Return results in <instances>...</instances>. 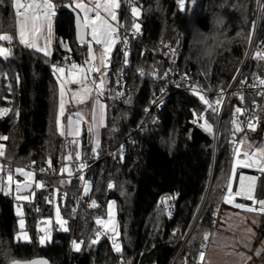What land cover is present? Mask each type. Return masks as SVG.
Returning <instances> with one entry per match:
<instances>
[{"label": "trees", "instance_id": "16d2710c", "mask_svg": "<svg viewBox=\"0 0 264 264\" xmlns=\"http://www.w3.org/2000/svg\"><path fill=\"white\" fill-rule=\"evenodd\" d=\"M66 2L70 1L55 0L57 8ZM133 6L140 10L141 37L130 40L128 63L123 66V46L117 43L113 49L107 91L103 96L106 119L100 133L98 160L86 175L91 184L86 198L91 203L102 204V214L107 203L115 201L121 253L114 251L112 241L103 239L88 246L94 228L84 210L80 211L73 227L70 208L72 195L80 193L82 188L79 175L62 189L58 188L57 178L36 176L47 185L35 190L32 203L17 202L13 195L0 193V264H6L5 250H10L20 261L44 257L50 264H185L186 259L193 264L204 231H212L222 202L224 189L220 186L227 182L232 163L229 147L232 110L235 105L251 108V102L264 106L263 97L244 96L243 104L233 94L227 99L220 117L212 177L213 132L218 116L206 112L207 106L193 92L176 85L178 79L177 76L173 79L171 69L195 79L213 102L217 93L228 89L239 71L235 86L240 85L241 80L254 78L253 74L263 76L264 61L254 60V54L246 59V54L251 43L249 36L254 46L264 42V0H196L195 4L185 0L183 10L178 0H134ZM130 10L131 6L123 2L117 23L133 27ZM213 15L226 17L222 30L225 43L216 49L213 58L195 59L191 49L192 26L208 30L209 16ZM0 34L14 37L12 55L4 60L0 57V108L10 110L0 116V137L9 138L0 140V144L5 145L6 159L21 166L35 161L34 167L44 168L51 158L54 169L50 170L51 174L58 176L65 139L58 133L55 122L58 86L52 65L72 62L82 65L86 45L75 42L73 16L64 10H57L53 21L51 57L21 45L13 0L0 3ZM0 43L9 46L7 42ZM65 57L70 59L65 60ZM120 69H123L129 91L126 101H118L113 95ZM141 70L145 73L143 76ZM153 72L155 75L151 74ZM160 94L163 100L155 104ZM194 111L213 124L212 133L200 126L203 120L193 123L197 120ZM255 111L261 119L255 131L245 133L251 141L264 137V110L255 107ZM87 136L84 128L80 136L81 160L87 155ZM121 140L123 154L105 156L106 149ZM109 183L113 188L109 189ZM56 188L61 215L68 220L70 230L63 232L53 225L51 242L42 245L36 224L41 218L53 215V204L46 202L45 197L53 196ZM64 190L68 193L62 202L60 192ZM170 193L178 195V199L174 214L168 219L158 200L161 195ZM18 203L24 209L28 242L16 238ZM197 215L178 252L185 232ZM260 223L264 232V216ZM193 236L195 240L191 239ZM73 240L86 242L81 245V251L73 250ZM260 258L264 261V253Z\"/></svg>", "mask_w": 264, "mask_h": 264}, {"label": "snow or ice", "instance_id": "6c2138e0", "mask_svg": "<svg viewBox=\"0 0 264 264\" xmlns=\"http://www.w3.org/2000/svg\"><path fill=\"white\" fill-rule=\"evenodd\" d=\"M125 0H88L85 3V0H70L69 5L65 7H71L74 12H77L76 17V26H77V39L80 41L81 46H87V57L84 61V65H78L75 62H72L70 65L60 66L59 64H53V74L57 75V81L59 84V111L56 116V126L57 130L61 135H67L74 137L72 143L77 144L78 141L75 139L80 136V127L79 124L83 120L82 114L78 111L75 113L77 119L73 121L72 115L69 114L67 119V131L65 133L64 126L61 124V117L64 116L65 106L68 101L65 99L66 96L71 93L72 102L83 104L89 99L92 100L94 105L92 114H93V123L89 127L88 131L94 136L95 142L92 147V153L96 154L100 142L97 136V130L99 127L104 126V117L106 105L101 102V97L105 95L108 82V69L111 64V55L114 49V46L117 44L119 39L118 29L123 27V24L117 23L118 21V10L121 9L122 3ZM128 4L131 6L134 3V0H127ZM193 4L196 3V0H192ZM0 3H3V0H0ZM178 4L183 10L185 8V0H178ZM13 6L16 9L17 16V25H18V39L21 45L26 46L30 49H35L37 52H42L44 57H51L53 55L52 51V28H53V18L57 14V6L55 0H29L28 3H21L20 0H13ZM82 14V17H81ZM131 15L135 17L140 16V10L131 6ZM47 28L49 38L46 40L45 46L41 48L37 40L40 36L43 35V30ZM134 34L140 32V25L138 23H133ZM90 37V40H86L84 37ZM14 37L8 34H0V42H7L8 47H5L0 43V57L8 59L12 55V41ZM249 42H251V36H249ZM63 43V42H61ZM123 43L127 47L128 39L124 38ZM94 45L100 46V54L96 55L94 50ZM262 47H264V42H262ZM172 55H175V50H172ZM129 53L127 50L124 52L125 64L128 63ZM254 60L264 61V52L257 51L252 57ZM65 60L70 59V57H65ZM145 73L141 70L140 75L143 76ZM155 75V73H151ZM168 73H165L167 76ZM253 82L248 84L247 81L241 80L242 85H246L253 89H257L255 92L256 95L264 97V91L258 89H264V78H261L260 75L253 74ZM185 76L182 79H187ZM235 79V78H234ZM77 84V91H72L68 88L69 84ZM119 84V81H117ZM231 87V86H230ZM193 95L199 97V100L206 105L205 111H210L213 115H219L221 108L220 106L224 103L225 93L223 90L217 95L214 102L211 101L206 95L201 94L203 89H198L197 86H192ZM94 94V95H93ZM233 95H238L239 100L243 104L245 102L243 93H232ZM124 93L116 92V96H123ZM255 105V102H254ZM261 107L264 110V106ZM10 110L9 109H0V115H6ZM18 115V113H17ZM194 116L197 117V120H194L193 123H197L198 120H203L204 123L200 126L204 131L208 133L213 132V124L205 119L203 114H198L194 111ZM238 116L246 117L245 120H239ZM261 118L257 116L255 107L251 112L245 107H235L233 112V118L231 120L233 133L232 138L229 143L232 147V163L230 173L228 175L227 182L220 187L226 189L222 192L221 200L225 205H231L235 209H242L245 212L256 213L257 215L264 214V199H258L254 193L256 192V177H246L244 175H239L238 177V186L233 188V180L237 178V169L238 168H255L260 173L264 174V143L257 144L254 141H251V138L246 134L237 140L236 133H241L243 131L244 125L246 124L247 128L251 131H255L257 123ZM8 137H0V140H8ZM122 151V148H121ZM0 158H7L5 145L0 144ZM75 160H81L80 151L75 152ZM63 160H72L73 156L70 153L68 156L62 157ZM35 161H32L31 164L25 165L23 167H16L14 170L11 166H5L0 163V192H3L5 195L13 194V185L14 188V198L17 202H28L32 203L33 197L35 196V189H43L46 187L47 182L43 180L36 179V172L34 169ZM88 167L85 162H80L77 165H73L72 168L63 166L60 169V173H67L68 177L73 176V172L82 173L83 170ZM49 170H54L51 162V158L48 160V169L41 167L39 172L41 174H47ZM4 175L7 179L4 180ZM23 177V180H19L16 177ZM79 180L83 182L84 194L87 195L91 189V184L85 180V177L81 174L78 176ZM64 182L61 181V184ZM109 189L113 188V184L109 183ZM55 191H59L56 189ZM260 192L264 195V182L260 185ZM237 197L242 198L245 201H250L251 204L239 203L237 202ZM175 197H167L161 200V203L164 204L165 210H169V201ZM55 197L48 196L45 197V201L48 203H53ZM115 201L108 202V211L107 216L108 220L97 217L96 224L99 226L98 229L94 230L93 237L89 238L87 242L88 246L91 247L98 243L102 235H108V238L112 241L113 249L116 253H121V245L117 242V237L119 232L117 231V225L114 219V209ZM90 207H98L96 201H92ZM39 211V209H36ZM219 211V209H217ZM73 214H75L76 209L73 208ZM16 216L19 217L18 224L20 231L17 233V240L29 241L30 237L28 232L25 231V219H24V209L23 206L18 203L16 206ZM169 215L171 212L169 211ZM215 215V213H214ZM236 215H239L238 213ZM45 226L40 227L38 222V231L43 233L39 236L40 244H45L51 242L52 239V224L51 219H45L42 222ZM55 224L59 225V230L63 232H68L70 229L68 227V220L64 219L61 215V207L55 206ZM246 235L242 237L239 243H242L244 247H250V235H254L251 229L245 230ZM111 233V235H109ZM215 235V234H211ZM210 233L204 231L203 240L208 241ZM195 240L196 237L191 238ZM84 240L77 242L76 240L72 241V248L74 251H81V245L85 244ZM191 243V241H189ZM203 248L204 245L202 244ZM264 253V248L257 249L256 255L261 256ZM239 257L242 264H247L251 260V257L246 256L243 252L235 253ZM205 262V252L199 251L194 264H203ZM33 264H47L46 261L33 262ZM185 264H189L187 259Z\"/></svg>", "mask_w": 264, "mask_h": 264}, {"label": "rangeland", "instance_id": "374dc122", "mask_svg": "<svg viewBox=\"0 0 264 264\" xmlns=\"http://www.w3.org/2000/svg\"><path fill=\"white\" fill-rule=\"evenodd\" d=\"M87 2H88V0H85V3H87ZM93 4H94V0H93ZM78 11L79 10H77V12ZM130 13H131V10H130ZM81 17H82V14H81ZM139 17H135V18L133 17V23L135 22V23L139 24ZM54 18H53V21H54ZM17 38H18V25H17ZM48 38H49L48 31H47V28H45L43 30V35L40 36L39 39L37 40L38 45L41 48H43L45 46L46 40ZM51 40H52V44H53V40H54L53 28H52ZM88 40H90V37H88ZM66 48L67 47L64 46V49H66ZM94 50H95L96 55L99 56L100 51H101L100 46L94 45ZM39 53L43 54L42 52H39ZM86 57H87V46H86L85 59H86ZM59 65L60 66H66V64H59ZM52 73H53V69H52ZM53 76H54V74H53ZM70 85H72L70 87H75L76 86V88H78L77 84L73 83V84H70ZM70 89L72 90V88H70ZM59 99L60 98H58V106H59ZM65 99L68 101V103H66V106H65L64 116L61 117V124L64 126L65 133L67 131V119H68L69 114L72 115V119H73V121H75L77 119V117L75 116V113L79 111L82 114V116H83V120H81V122L79 124L80 136L82 134V130L85 128L86 132L88 133L87 138L89 140V147H88V150H89L90 147L94 146V142H95V138H96L88 131L89 127L93 123L92 110H93L94 105L92 103V100L89 99L88 101H86L83 104H78V103L72 102L70 96H66ZM100 99H101V102L105 104V102L103 100V96ZM0 109H9V108L2 107ZM58 111H59V107H58ZM105 119H106V109H105L104 125H105ZM101 129H102V127H99L98 130H97V136H98L99 142H100ZM248 132L250 133L251 130H249ZM58 133L60 134L59 131H58ZM62 136L65 139L64 147H63V157L68 156L71 153L72 156H73V159L72 160H63L62 159V163L60 164V167H59L58 176L56 174H52V178H50V180L51 179L54 180V177L57 178V180L59 182V186H60V187H58L59 189H62V187L66 186V185L69 186V181H67L68 180L67 178H69V177H68L67 173H63V174L60 173L61 167L67 166V167L71 168V163L72 162L77 164V166H78L80 161L82 162L84 160L83 159V160L77 161L74 158L76 151H80V153H81V139H80V136L75 138L78 141V146H77V144H73L72 143L74 137L67 136L66 134L62 135ZM254 142L257 143V144L264 143V137L261 136V140L254 141ZM88 150H87V152H88ZM248 169L257 170L255 168H248ZM213 172H214V165L212 166V177L214 175ZM74 173H75V171L73 172V174ZM3 178L6 181V179H7L6 175H4ZM16 178L19 179V180H23V177L17 176ZM61 181H63L64 183L61 184ZM14 188H15V185H13V194H9V195H13V197L15 195ZM35 190H37V189L34 188V191ZM64 191L68 192V190H64ZM83 191H84V188H83ZM0 193L2 195H5L3 192H0ZM56 194H57V191H55V193L53 195L55 198H56ZM109 202H111V201H109ZM52 204H54L53 205V215L50 218L49 217L41 218L38 221L39 222V226L40 227H44L45 225L42 223L43 220L51 219L53 221L52 227H53V225H55L57 230H59V225L55 224V206H58V205H57L56 201H53ZM103 208H104V206H103ZM218 209H219L218 216L215 218L214 227H213L212 231L210 232L207 254L210 253L209 252L210 251V247H213L214 250L212 251V257L215 256L216 258H218V257H220V255H222V252H224V253L230 255L231 257L236 258L235 262L230 263V264H237L236 261H238L240 264H242V262L240 261L239 257L236 256L235 253L243 252L246 256L251 257V260L249 262H247V264H259L260 261L262 260L260 257H262L263 253H262L261 256H257L256 255V250L264 248V232H261L263 229H262V226H261V223H260V217H259L260 215H257L256 213L245 212L242 209H235L231 205L223 204V202H221V205H220V207ZM107 211H108V203H107L106 208H105V214H102L104 212V209H103V211L101 213V217L105 221L108 220ZM113 212H114V219H115V222H116V225H117L116 206H114ZM15 213H16V207H15ZM237 213L239 215H236ZM220 217L221 218L225 217V220H227L226 217H228V218H230V220L229 221L227 220L224 224H221L222 222H220ZM18 220H19V217L17 219V226H18V232H19L20 229H19ZM38 222L36 224V230L37 231H38ZM192 227H193V225L190 224V226L188 228V231L185 232V234H184V236L182 238V241L180 243L181 247L179 248L178 252L183 248V245L185 243V239L189 236ZM246 229H251L252 233H254V235L247 234V235L250 236V247H244V245L242 243H239V241L242 239V237L244 235H246V232H245ZM25 231H27L26 227H25ZM39 233H41V232H39ZM41 234L43 235V233H41ZM211 234H215V235L213 236ZM28 235H29V233H28ZM16 237H17V235H16ZM20 241L28 242V241H23V240H20ZM205 261H206V257H205ZM232 261H234V259ZM204 264H205V262H204ZM263 264H264V262H263Z\"/></svg>", "mask_w": 264, "mask_h": 264}, {"label": "built area", "instance_id": "2783aa9c", "mask_svg": "<svg viewBox=\"0 0 264 264\" xmlns=\"http://www.w3.org/2000/svg\"><path fill=\"white\" fill-rule=\"evenodd\" d=\"M21 2L22 3H28L29 0H21ZM124 3L126 5H129L128 2H127V0H125ZM133 4L131 6H133ZM119 24H123L124 25L123 27H120L118 29L119 39L117 41V43H120L123 46V58L121 60V65L123 66V65H125L124 52H125V50L128 51L130 40L131 39H138V38H140L141 37V31L139 33H136L135 35H133L134 34L133 27H128L124 22H120ZM125 37H127V39H128L127 47H125V45L123 43V40H124ZM257 51L264 52V47H262V45L254 46V40L252 39V41H251V43L249 45L248 51H247L246 59H248L251 54H254L255 55V53ZM263 67H264V64H263ZM239 73H240V71H239ZM239 73L236 76V78L234 79V81L231 83V85H230L231 87L229 86L228 89L224 92L225 93L224 103L220 106L221 111H220V114L218 115V119H217V122L215 124L214 132H213V161H212V166L214 165V161H215V157H216V152H217V142H218V138H219L220 117H221V115L223 113L224 106L226 104L227 99L229 98V96L232 93H238V94L239 93H243L244 96H246V97H251L252 95L258 96V95L255 94V92L257 91V89H253L251 87H248V86L242 85V84H240L238 86H235L236 81L238 80V77H239ZM171 76L173 77V79H174V76H177V79L178 80H176V85L181 86L182 89H185L187 91H191L192 92V86H194V85L197 86L198 89H202L199 86L198 82L195 79H191L189 77L187 79H182L186 75L179 74L177 69H171ZM261 78H264V74H263V76H261ZM253 79L254 78H251L250 80H247V83L248 84H251L253 82ZM117 81H119V84L117 83ZM258 90L264 91V89H258ZM116 92H122V93H124V95L123 96H120V97H117L116 96ZM201 94L206 95V92L203 90V92ZM218 94L219 93H217V95ZM113 95H114V97L118 101H126V100L129 99V91H128V88H127L126 81H125V79L123 77V69H120L117 72L116 82H115L114 87H113ZM162 96H163L162 94H160V95L157 96V99L155 100V104H157L158 102H161L163 100V97ZM236 96L238 97V95H236ZM250 105L252 107L251 108H247L249 110V112H251L253 110V108L256 107V103L254 105V103L251 102ZM237 106L238 107H241V108H244L243 106H240V105H235L234 108L237 107ZM234 108L232 110V118H233ZM0 116H3V115H0ZM237 118L239 120H245L246 119V117H244V116H238ZM257 125H258V123H257ZM248 130L249 129L247 128V126L245 124L244 125V128H243V131L241 133H236L235 134L237 140L240 139L242 136H244L245 133ZM232 133H233V128H232V124H231L229 141L232 138ZM123 143H124L123 140H121L114 147L107 148L106 149L107 151L105 153V156H119V155H121V153L123 154ZM229 147L231 149L230 156L232 158V147L230 146V143H229ZM121 148H122V151H121ZM97 160H98L97 153L96 154H93L92 153V147H90V149L87 152V155L84 157V160L82 161V162H85L88 165V167H86L83 170L82 173H76L75 172L71 178H73L74 176H77V175H81L82 174L85 177V180H87V178H86L87 172L97 162ZM0 162L2 164H4L5 166H9L10 165L13 170L16 167H23L21 165H18L15 162L9 160V159H5V158H0ZM73 165H77V164H75V163L72 162L71 163V168L73 167ZM44 168L45 169H48V166H46ZM34 169H35V172H36V176L43 177L44 179H50V178H52V174H51V171L50 170L47 172V174H41L39 172V169L40 168L34 167ZM239 175H244L246 177H256L257 178V184H256L257 190L254 193V195L258 199H264V195H262L261 192H260V185H261L262 182H264V174L260 173L257 170H252V169H248V168H238L237 169V178L233 180V188H234V190L238 186V177H239ZM71 178H67L68 179L67 181H69ZM81 186H82V188H81L80 193L73 194L72 195V197H73V204H72V206L70 208V214H71V218L73 220V227L75 226V223H76V221H77V219L79 217L80 211L81 210H84L85 212L88 213V215L90 217V220L92 222L93 228H94V230H96V229L99 228V226L96 224V219H97V217L102 218L101 217V213H102V211H103L104 208H103V206L101 204H97L98 207H96V208L90 207L91 202L87 200L86 195L84 194V191H83V182H81ZM55 190H54V193H55ZM225 190L226 189H224L223 191H225ZM67 193L68 192H66V191H61L60 192V195L62 197L64 195H66ZM169 196L175 197V198L172 199L171 201H169V210H165V206H164V204L161 203V200L162 199H165V198H167ZM54 201H55V199H54ZM175 201H176V194H174V193L163 194V195H161L159 197L158 202L162 205L163 210L165 212V215H166V217L168 219L169 218H172V216L174 214ZM237 202H239V203H246V204H249V205L251 204L250 201H245V200H243L240 197H237ZM73 208L76 209L75 214H73V212H72ZM169 211L171 212V215H169ZM217 216H218V211L216 212V217ZM40 235H42V234L40 233ZM93 235H94V233H93ZM109 235H111V233H109ZM100 239L107 240V241H111L108 238V235H102ZM208 242H209V240L208 241H204L203 239L200 241L199 246H198V250L196 252V255L193 258V264H194V261L196 260V258L198 256L199 251H204L205 252V257H206L207 249H208ZM202 244L204 245L203 248L201 247ZM203 264H204V262H203Z\"/></svg>", "mask_w": 264, "mask_h": 264}, {"label": "clouds", "instance_id": "9594fccd", "mask_svg": "<svg viewBox=\"0 0 264 264\" xmlns=\"http://www.w3.org/2000/svg\"><path fill=\"white\" fill-rule=\"evenodd\" d=\"M227 20L222 16H209L208 30L201 29L199 26H192V40L191 49L195 54V59L209 60L216 54V49L222 46L225 41L222 39L224 36V26ZM6 264H20L17 258L12 255L10 250H5Z\"/></svg>", "mask_w": 264, "mask_h": 264}, {"label": "crops", "instance_id": "0c3cea01", "mask_svg": "<svg viewBox=\"0 0 264 264\" xmlns=\"http://www.w3.org/2000/svg\"><path fill=\"white\" fill-rule=\"evenodd\" d=\"M20 2H21V0H20ZM22 3V2H21ZM67 65V64H66ZM68 65H70V64H68ZM82 65H84V63L82 64ZM54 77H55V79H56V82H57V86H58V98H60L59 97V84H58V81H57V75H54ZM70 86H72V85H68V88H72V91L74 92V91H77V89L78 88H76V86L75 87H70ZM67 96H70L71 97V93H69ZM73 104V103H72ZM262 104L264 105V97H263V99H262ZM253 170V169H252ZM57 195L58 194H56V203H57V205L59 206V204H58V198H57ZM62 198V202H64L63 201V196L61 197ZM261 216H264V214H260V220H261ZM226 219L229 221L230 220V218H228V217H226ZM227 220H225V217H220V222H222L221 224H224ZM214 250V248L213 247H210V253H208V254H206V261H205V264H230V263H233V262H235V259L236 258H234V257H231L230 255H228V254H226V253H224V252H222V255H220V257H218V258H216L215 256H213L212 257V251ZM234 259V261H232ZM261 260V259H260ZM237 262V264H240L238 261H236ZM249 262V261H248ZM262 262V263H261ZM263 262L264 261H260V263L259 264H263Z\"/></svg>", "mask_w": 264, "mask_h": 264}, {"label": "water", "instance_id": "95a60500", "mask_svg": "<svg viewBox=\"0 0 264 264\" xmlns=\"http://www.w3.org/2000/svg\"><path fill=\"white\" fill-rule=\"evenodd\" d=\"M66 5H69V2H66V3L60 5L57 8V10L67 11V12H69L73 16V27H74V38H75V42L78 43V44H81L80 41L77 39V26H76L77 11L74 12L71 7H65ZM84 38L86 40H88V36H85ZM2 59L4 60L3 57H2ZM177 199H178V195H176V200ZM199 213H200V211L198 212V215H199ZM198 215L195 216V218L192 221L191 225H194V223H195ZM18 261L20 262V264H33V262H40V261H46L47 264H50L49 260L46 259V258H44V257H35V258L29 259V260H23V261L18 260Z\"/></svg>", "mask_w": 264, "mask_h": 264}]
</instances>
